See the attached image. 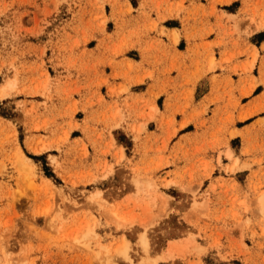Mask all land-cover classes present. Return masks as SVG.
<instances>
[{"label":"rangeland","instance_id":"rangeland-1","mask_svg":"<svg viewBox=\"0 0 264 264\" xmlns=\"http://www.w3.org/2000/svg\"><path fill=\"white\" fill-rule=\"evenodd\" d=\"M261 26L264 0H0V264L264 261L247 251L264 232Z\"/></svg>","mask_w":264,"mask_h":264},{"label":"snow or ice","instance_id":"snow-or-ice-1","mask_svg":"<svg viewBox=\"0 0 264 264\" xmlns=\"http://www.w3.org/2000/svg\"><path fill=\"white\" fill-rule=\"evenodd\" d=\"M229 2H231V0H229ZM128 3L130 5H135L136 0H128ZM185 6H187V5H185ZM105 7H107V5H105ZM216 7L220 8V5H216ZM85 19H87V18H85ZM109 19H110V17L105 16L104 20L99 21L101 23L102 27H101L100 31L97 32L94 37H92V39L100 38V34L103 32V24L106 23L107 20H109ZM231 19L236 22L238 31H241L245 37L250 36L256 30L255 21H253L252 24H248L249 17L246 16L243 12L237 13L235 16L231 17ZM246 24H248V27H245ZM108 27L110 29L111 25L109 24ZM260 31L264 32V26H261ZM181 40H182V37L180 35H177L175 38V42L181 43ZM249 43H251V42H249ZM181 47H183L182 43H181ZM256 56H257V59L255 60L254 64H255V67H258L260 70V75L257 78V83L260 84L261 86H264V47H261L258 42L256 43ZM6 75L10 76L11 73L10 72L6 73ZM11 87H12V85H11V83H9L8 88L11 89ZM256 91H260V89L257 88ZM7 94L8 93H6V95ZM161 99H163V97H161ZM262 115H264V114H262ZM113 127H114V129H122L124 127V125L123 124H116ZM130 135H131V133H130ZM85 142L87 143V141H85ZM116 147H120L118 143L116 144ZM121 152H123V148H121ZM237 163H239V161ZM24 219L28 220L29 218L25 216ZM232 235L237 237L241 241L242 245L245 248H247V243H246L245 236L243 233H233ZM259 236H260L259 249H257V247H256V242H255V237H254L252 247L247 248V251L253 255L258 253L259 256H264V232L259 233ZM220 252H221V254H217L215 249H213V251L210 253L211 255L216 256V260H215L214 264H226V262L230 259L229 256H225L222 254L224 252L223 247L221 248ZM240 259L241 260L244 259L243 253H241ZM34 264H41V261L36 260V261H34ZM46 264H47V262H46ZM114 264H122V262L121 261H115ZM209 264H213V262H209ZM246 264H252V260L248 259L246 261ZM256 264H264V261H260L259 259H257Z\"/></svg>","mask_w":264,"mask_h":264},{"label":"bare ground","instance_id":"bare-ground-1","mask_svg":"<svg viewBox=\"0 0 264 264\" xmlns=\"http://www.w3.org/2000/svg\"><path fill=\"white\" fill-rule=\"evenodd\" d=\"M11 82H9V81H6L5 82V84L0 88V96H3L4 94H5V92L6 91H8V85H9V83H11V85L13 84V82L14 81H12V80H10ZM15 84V83H14ZM14 87V86H13ZM11 89H13V88H11ZM18 159H20L21 160V162H22V164L23 165H25V166H27V164H29L30 163V160L28 159V158H26L21 152L19 153V158ZM18 159H17V161H18ZM20 167H22V166H20ZM28 167V166H27ZM25 169V168H24ZM47 181V180H46ZM161 198V197H160ZM262 209H264V199L262 200ZM144 240H142V242H143V244L145 245V246H147V242H146V239L145 238H143ZM118 248V247H117ZM119 248H121V247H119ZM126 249V248H125ZM169 250H171V249H169ZM117 251V250H116ZM121 253V252H120ZM122 254H124V253H122ZM109 259V258H108Z\"/></svg>","mask_w":264,"mask_h":264},{"label":"crops","instance_id":"crops-1","mask_svg":"<svg viewBox=\"0 0 264 264\" xmlns=\"http://www.w3.org/2000/svg\"><path fill=\"white\" fill-rule=\"evenodd\" d=\"M195 3H196V1H195ZM231 15H234V13H230ZM172 18H166V20H163V22H166V21H169V20H171ZM164 28L166 29V30H168V31H172V30H174V29H178L179 30V28L178 27H166V26H164ZM257 33H259V32H257ZM257 33H255V34H257ZM254 34V35H255ZM264 43V39H263V41H262V44Z\"/></svg>","mask_w":264,"mask_h":264}]
</instances>
